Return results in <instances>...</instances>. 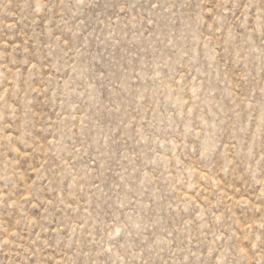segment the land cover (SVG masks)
<instances>
[{"label":"rangeland","instance_id":"374dc122","mask_svg":"<svg viewBox=\"0 0 264 264\" xmlns=\"http://www.w3.org/2000/svg\"><path fill=\"white\" fill-rule=\"evenodd\" d=\"M0 264H264V0H0Z\"/></svg>","mask_w":264,"mask_h":264}]
</instances>
